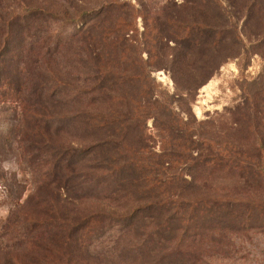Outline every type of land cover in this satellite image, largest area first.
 <instances>
[{"label": "rangeland", "instance_id": "rangeland-1", "mask_svg": "<svg viewBox=\"0 0 264 264\" xmlns=\"http://www.w3.org/2000/svg\"><path fill=\"white\" fill-rule=\"evenodd\" d=\"M119 1L126 7L115 34H105L106 29L94 25L89 16L75 24L51 26L49 33L57 29L64 42L35 69L56 75L74 89L93 87L97 76L109 77L104 85H110L108 96L99 103H90L93 92L69 99L70 91L60 98L53 113L65 119L53 123V138L64 147L90 149L101 135H90L86 127L69 121L72 115L118 106L128 117L127 111L140 102L158 101L171 107L183 123L177 140L166 118L152 116L154 110H148L149 118L128 117L124 129H129L131 142L141 140V148L158 160L160 166L153 162L152 167L178 177L183 202L197 197L200 205L195 213L184 215L182 229L171 241L166 240V231V236H154L157 244L133 249L139 238L136 229L126 233L119 226L104 238L94 236L97 246L77 249L75 254L66 250L65 256L72 257L73 264H264V12L245 8L240 0H223L231 20L228 30L236 29L241 46L218 51L188 35V26L203 23L198 22L197 6L183 0ZM23 2L73 12L90 7L85 0H1L0 8H18ZM215 11L202 10L209 29ZM17 29L11 48L26 36L24 29L19 34ZM22 58L12 49L1 59L0 73L18 74ZM5 89L0 88V264L45 263L42 253L26 248L18 234H12L13 228L8 229L25 214L36 216L45 209L65 220L91 211L122 216L131 207L147 204L150 199L134 200L122 189L117 197L99 192V198H79L68 183L57 189L43 186L45 167L33 171L22 157L20 139L27 132L22 101L11 92L4 95ZM216 148L239 150L240 167L215 169L204 162ZM178 152L184 156L168 155ZM92 153L81 159L82 166L98 163L100 156ZM147 224L142 223V229Z\"/></svg>", "mask_w": 264, "mask_h": 264}, {"label": "trees", "instance_id": "trees-1", "mask_svg": "<svg viewBox=\"0 0 264 264\" xmlns=\"http://www.w3.org/2000/svg\"><path fill=\"white\" fill-rule=\"evenodd\" d=\"M85 1L90 7L75 12L67 8L52 10L25 2L19 3L18 8L9 9L5 6L0 8V61L12 49L14 55H23L20 61L23 67L18 74L10 77L0 73V88H6L4 95L11 92L12 97H15V100L20 99L24 107L23 119L27 125V132L20 139L22 157L33 171L45 167L41 174L43 186H54L57 189L68 183L67 188L74 192L75 197L99 198L97 193L107 192L104 196L112 198L117 197L118 191L122 189L131 194L134 200L137 197L139 200H150L142 207H131V211L122 216L116 215L115 212L91 211L84 216L65 220L55 214L48 215V210L44 209L43 214H36L37 217L25 214L23 221L19 218L14 219L10 223L13 225H9L8 229L13 228L12 234H18V240L22 241L20 243L26 248L42 253L45 260L43 264H73L72 257L65 256L66 250L75 254L77 249L97 246L94 236L96 239L104 238L119 226L126 228V233L136 229L139 238L136 239L133 249L157 244L154 236L162 234L166 236V231L168 234L166 240L171 241L182 229L184 215L187 212L195 213L200 205L197 197L183 202L182 186L179 185L178 177L165 175L164 170L152 167L153 162L157 167L160 166L158 160L149 151L141 148V140L135 144L131 142L129 129H124V122L129 118H149L148 110H154L152 116L166 118L169 130L171 129L175 135L174 139L173 134L171 135L172 139L177 140L176 138L180 137L178 131L183 123L177 118L178 115L171 107H165L158 101L140 102L145 93L139 94L137 101L140 104L132 108V115L127 111L129 118L117 106L109 107L105 112L80 111L68 119L86 127L90 135H101L90 149L64 147L55 142L52 133L53 123L65 119L56 117L53 113L60 98H65L70 91L73 92V96L69 99L83 98L87 93L93 92L90 103L95 104L108 96L106 90L110 85L104 83L109 77L102 76L99 79L97 76L98 82L93 87L74 89L56 75L35 69L36 66L42 67L46 64L50 56L59 49L60 43L64 42L57 29L49 33L54 23L75 24L89 16L94 25L106 29L105 34L108 33V36L115 34V24L124 17L126 4L119 0ZM183 1L186 5L197 6L199 10L198 22L203 23L200 26H188L189 37L193 36V40L199 45L209 44L218 51L241 46L236 29L228 30L231 20L223 6V0ZM236 1L232 0L233 3ZM240 1L245 4V8L258 7L259 12H264V0ZM210 7L216 11L209 29L206 23L208 17L202 10ZM16 27L19 29L18 34L24 29L26 36L22 43L11 48ZM19 46L21 49L17 50ZM113 86L116 87L114 84ZM109 98L115 99L112 96ZM209 143L211 145L212 141H208V145ZM91 152L100 156L97 158L98 163L92 167L82 166L81 159L89 157ZM170 154L172 158L184 156L179 152L176 155L172 153L168 155ZM159 156L161 159L165 157V151ZM241 156V152L234 148L230 150L216 148L210 156L204 158V162L209 161L215 169L239 168L242 161L237 157ZM147 160L149 163L145 164ZM119 182L121 183L118 184ZM111 183L116 186L109 187ZM142 223L147 224L144 229ZM33 264L40 262L33 261Z\"/></svg>", "mask_w": 264, "mask_h": 264}]
</instances>
